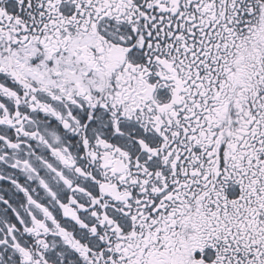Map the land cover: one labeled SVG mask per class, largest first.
Listing matches in <instances>:
<instances>
[{"label": "snow or ice", "instance_id": "6c2138e0", "mask_svg": "<svg viewBox=\"0 0 264 264\" xmlns=\"http://www.w3.org/2000/svg\"><path fill=\"white\" fill-rule=\"evenodd\" d=\"M0 264H264V0H0Z\"/></svg>", "mask_w": 264, "mask_h": 264}]
</instances>
